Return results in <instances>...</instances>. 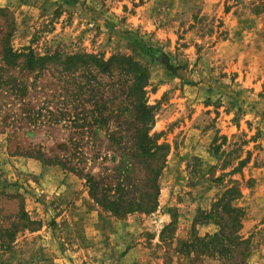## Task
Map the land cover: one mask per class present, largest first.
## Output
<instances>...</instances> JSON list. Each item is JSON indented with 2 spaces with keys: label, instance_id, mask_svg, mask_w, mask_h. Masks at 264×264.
<instances>
[{
  "label": "rangeland",
  "instance_id": "374dc122",
  "mask_svg": "<svg viewBox=\"0 0 264 264\" xmlns=\"http://www.w3.org/2000/svg\"><path fill=\"white\" fill-rule=\"evenodd\" d=\"M0 8L13 17V50L124 55L145 65L150 134L167 145L155 210L112 215L90 198L82 174L116 164L104 128L129 127L130 118H106L97 136L84 134L102 160L80 163L81 173L9 156L0 135V264H218L177 255L176 242L215 232L202 214L231 187L245 264H264V0H0ZM122 101L112 103L117 114ZM82 122L96 126L89 114ZM65 137L35 130L24 140L61 163ZM128 174L134 200L145 177L136 158Z\"/></svg>",
  "mask_w": 264,
  "mask_h": 264
},
{
  "label": "trees",
  "instance_id": "16d2710c",
  "mask_svg": "<svg viewBox=\"0 0 264 264\" xmlns=\"http://www.w3.org/2000/svg\"><path fill=\"white\" fill-rule=\"evenodd\" d=\"M12 34V14L0 8V135L5 136L7 154L34 158L44 165L58 164L69 172L81 173L80 163L102 160L100 152L94 150L97 145L82 141L84 134L97 136L106 118L124 121L130 118L129 127L104 128L106 142L115 150L116 164L110 169L101 168L96 176L85 172L82 178L90 198L109 214L153 212L157 206V178L167 145L158 141V135L150 134L153 110L146 101L149 82L145 65L124 55L104 60L85 52L54 50L37 55L30 46L13 50L9 43ZM148 59L154 60L150 54ZM121 95L124 106L117 114L111 106ZM86 103L90 104V110L84 108ZM87 114L96 126L82 122ZM78 120L82 123L77 124ZM54 129L66 132L68 155L61 156V163L56 155H45L39 146L35 148L24 140L26 133L40 130L47 134ZM85 144L93 148L91 153L83 152ZM85 154L88 157L82 161ZM134 158L145 177L141 181L143 193L133 200L126 196ZM238 195L231 187L216 198L208 214L202 217L212 220L217 230L203 237L191 233L188 238L177 240L175 253L186 258L191 255L215 260L218 264H245L249 248L247 240L239 235L242 211L227 204L228 199ZM170 225L160 231L164 244L170 242Z\"/></svg>",
  "mask_w": 264,
  "mask_h": 264
}]
</instances>
